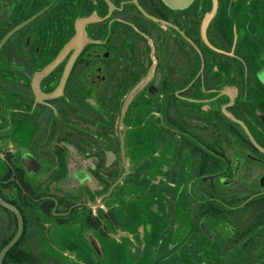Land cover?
I'll return each mask as SVG.
<instances>
[{"label": "flooded vegetation", "instance_id": "obj_1", "mask_svg": "<svg viewBox=\"0 0 264 264\" xmlns=\"http://www.w3.org/2000/svg\"><path fill=\"white\" fill-rule=\"evenodd\" d=\"M0 264H264V0H0Z\"/></svg>", "mask_w": 264, "mask_h": 264}]
</instances>
